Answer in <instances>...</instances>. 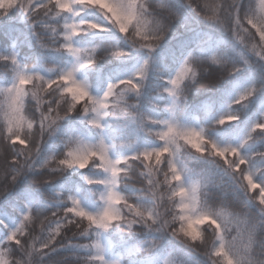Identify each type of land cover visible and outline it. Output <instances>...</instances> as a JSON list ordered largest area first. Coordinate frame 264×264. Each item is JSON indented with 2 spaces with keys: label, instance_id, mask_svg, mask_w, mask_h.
<instances>
[{
  "label": "snow or ice",
  "instance_id": "1",
  "mask_svg": "<svg viewBox=\"0 0 264 264\" xmlns=\"http://www.w3.org/2000/svg\"><path fill=\"white\" fill-rule=\"evenodd\" d=\"M258 159L264 0H0V264H264Z\"/></svg>",
  "mask_w": 264,
  "mask_h": 264
},
{
  "label": "trees",
  "instance_id": "2",
  "mask_svg": "<svg viewBox=\"0 0 264 264\" xmlns=\"http://www.w3.org/2000/svg\"><path fill=\"white\" fill-rule=\"evenodd\" d=\"M203 95H205V93L202 92V96H203ZM252 150H255V148H253ZM256 164H257V166L262 165V164H264V161H261V160L258 159V160L256 161Z\"/></svg>",
  "mask_w": 264,
  "mask_h": 264
}]
</instances>
